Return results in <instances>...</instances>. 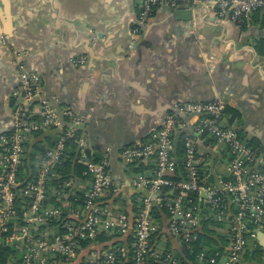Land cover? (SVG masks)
Returning <instances> with one entry per match:
<instances>
[{
    "label": "built area",
    "instance_id": "2783aa9c",
    "mask_svg": "<svg viewBox=\"0 0 264 264\" xmlns=\"http://www.w3.org/2000/svg\"><path fill=\"white\" fill-rule=\"evenodd\" d=\"M199 3L137 0L133 34L139 35L165 7L195 8ZM206 3L219 19L239 26L264 14V0ZM83 64L84 60L77 62ZM18 70L14 96L36 107L39 120L22 106L15 113L13 129L0 135V264H241L264 226V160L258 148L224 125L225 100L183 102L146 142L120 151L123 163L152 167L151 175L129 180L134 191L143 193L138 194L135 207L127 210L117 206L125 185L111 173L110 149L98 158L93 155L83 134L85 120L72 107L49 101L41 76L24 62L18 64ZM182 116L198 117V121L190 126ZM46 129L58 132L55 144L45 146L31 162L27 142ZM196 134L212 137L229 156L225 159L227 173L216 182L204 173L207 156L200 153ZM74 153V162L85 167L84 176L90 181L82 194L75 188L73 175L60 174ZM71 200L76 207L68 205ZM206 222L210 223L208 230L223 231L227 236L221 251L210 254L202 250L194 260H183L159 241L163 235L178 240L185 256H193ZM105 232L114 238L102 244L100 237ZM91 246L100 248L85 254Z\"/></svg>",
    "mask_w": 264,
    "mask_h": 264
},
{
    "label": "crops",
    "instance_id": "0c3cea01",
    "mask_svg": "<svg viewBox=\"0 0 264 264\" xmlns=\"http://www.w3.org/2000/svg\"><path fill=\"white\" fill-rule=\"evenodd\" d=\"M198 1L195 8L186 7L191 20L179 19L176 9L165 7L135 35L137 0H0V135L13 129L22 106L39 120L36 107L14 96L21 59L41 76L49 101L72 107L85 120L83 134L93 155L98 158L110 149L111 173L125 185L117 206L133 209L143 193L133 190L130 174H152L148 164L123 163L120 151L146 142L183 102L225 100L224 125L258 148L264 160V14L244 28L219 19L206 3L216 0ZM80 60L85 64L77 65ZM197 121L187 119L190 126ZM57 135L46 129L28 140L31 162L34 145L53 147ZM195 137L207 156L204 173L216 182L227 173L229 156L213 139ZM72 170L82 194L90 186L85 167L78 163ZM68 205L77 206L72 200ZM222 232L211 230L217 243ZM159 241L187 259L178 240L163 235ZM100 247H88L85 254ZM248 260L264 264V237L251 244L241 264Z\"/></svg>",
    "mask_w": 264,
    "mask_h": 264
},
{
    "label": "trees",
    "instance_id": "16d2710c",
    "mask_svg": "<svg viewBox=\"0 0 264 264\" xmlns=\"http://www.w3.org/2000/svg\"><path fill=\"white\" fill-rule=\"evenodd\" d=\"M246 25L247 24L243 25V27L245 28ZM71 146H72V150L75 151L76 145L73 143V144H71ZM34 147L36 149L34 154L37 155V154H41L42 152H44L45 147H39L38 144L36 146L34 145ZM34 147H33V149H34ZM177 148L179 149L180 157H182L183 151H182L181 142H178ZM74 157H75V153H74V156L72 154V156L70 155V157L67 159L63 170H61V172H60L61 175H66V174L71 175V173L73 171L72 170V166L75 165V164H78V163L74 162ZM53 186L56 187V183H54ZM156 215L158 216V213H156ZM209 224H210L209 222H206L204 224L205 231H203V233H201L199 241L196 244H194L193 256L192 255H190V256L187 255V257L190 260H194L195 256L198 253H200L202 250L207 251V253L211 254V253L216 252L218 250L221 251L222 250L221 248L227 245V236L224 233H222V236L219 235L220 242H218L219 243V247H221V248L218 247L216 250H213V247H214V245H216L217 240L214 237H212L211 230L207 229ZM113 238H114V236L108 235L105 232V233H103L101 235L100 242L102 244L103 243L106 244V243H109ZM107 246L108 245H105V247L103 249H106ZM205 247H207V248H205ZM195 264H198V263L195 261Z\"/></svg>",
    "mask_w": 264,
    "mask_h": 264
},
{
    "label": "water",
    "instance_id": "95a60500",
    "mask_svg": "<svg viewBox=\"0 0 264 264\" xmlns=\"http://www.w3.org/2000/svg\"><path fill=\"white\" fill-rule=\"evenodd\" d=\"M216 1H220V0H216ZM175 16H177L179 19H184L185 18V20H191L192 19V12L190 11V10H188L186 7H184V6H181V7H179L178 9H176V11H175ZM19 63H22V60L21 59H19L18 60V64ZM31 70V69H30ZM18 84H19V76H18ZM18 87V86H17ZM20 99V98H19ZM21 100V99H20ZM177 112H178V110H177ZM183 118H185L186 120L188 119L187 117H185V116H182ZM263 237H264V233L263 232H260L259 233V235H258V239L260 240V241H263Z\"/></svg>",
    "mask_w": 264,
    "mask_h": 264
},
{
    "label": "rangeland",
    "instance_id": "374dc122",
    "mask_svg": "<svg viewBox=\"0 0 264 264\" xmlns=\"http://www.w3.org/2000/svg\"><path fill=\"white\" fill-rule=\"evenodd\" d=\"M207 138H208V139H211V140L213 139V138L210 137V136H207ZM216 146H217L218 148L224 149V148H223L222 146H220V145H217V144H216ZM129 176H130L131 178L133 177L132 174H130ZM249 263H250V260H248V261H244V262H243V264H249Z\"/></svg>",
    "mask_w": 264,
    "mask_h": 264
}]
</instances>
